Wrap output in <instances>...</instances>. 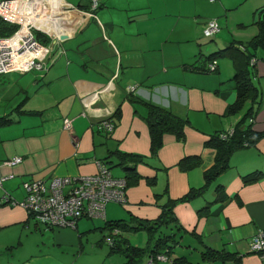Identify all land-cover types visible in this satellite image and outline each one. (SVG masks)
I'll list each match as a JSON object with an SVG mask.
<instances>
[{
    "label": "crops",
    "instance_id": "0c3cea01",
    "mask_svg": "<svg viewBox=\"0 0 264 264\" xmlns=\"http://www.w3.org/2000/svg\"><path fill=\"white\" fill-rule=\"evenodd\" d=\"M63 1L66 9L50 13L54 27L56 14L61 17L44 44V67L0 73V117L10 119L0 124V160L21 156L15 164L0 166V178L8 176L0 181V198L21 200L26 194L22 183L33 178L49 184L53 175L94 173L99 159L114 176L126 178L119 218L130 213L132 224L154 219L163 205L171 204L176 220L166 226L172 236L169 257L176 234L191 229L202 244L201 253L214 248L238 254L232 260L207 259L208 264H264L248 245L251 235L264 229V135L233 152L229 167L203 193L181 199L205 183L203 171L216 154L205 144L211 134L233 128L249 107L254 111L252 129L264 130V56L255 51L250 60L257 100H247L233 114L228 112L236 97L233 60H217L215 70H204L212 51L249 38L234 25L244 24L251 13L256 21L264 0H99L96 8L91 0ZM202 3H209L210 13L196 9ZM201 14L219 24L210 36L214 43L203 44L197 21ZM138 98L180 116L183 135L163 134L152 152L147 107ZM64 117L71 120V132L63 127ZM104 118L114 122L112 131L98 129ZM122 152L142 156L143 161L131 162L134 174L119 164ZM247 173L252 179L245 181ZM82 218L75 228L47 227L22 206L4 201L0 255L23 248L19 257L4 263L49 264L51 259L63 264L51 250L70 244L81 254L91 225ZM104 225L105 220L94 224L101 231Z\"/></svg>",
    "mask_w": 264,
    "mask_h": 264
},
{
    "label": "built area",
    "instance_id": "2783aa9c",
    "mask_svg": "<svg viewBox=\"0 0 264 264\" xmlns=\"http://www.w3.org/2000/svg\"><path fill=\"white\" fill-rule=\"evenodd\" d=\"M99 0H91V7L96 8ZM63 0H0V17L5 21L17 24L16 29L9 35H0V73L9 71H26L31 68H43L46 46L40 42L35 30L51 34L59 25L60 12L67 7ZM58 6V7H57ZM52 8H58V24L49 25V15ZM219 30L216 19L205 21L203 33L211 36ZM217 61L211 59L207 72L215 70ZM252 120V118H250ZM63 127L71 132V120L64 117ZM114 122L104 118L98 122V129L110 132ZM233 129H227L230 135ZM225 134L221 132L220 134ZM223 136V135H222ZM73 140L75 137L73 136ZM21 160L16 155L0 160L1 165L15 164ZM97 171L91 174L78 176L53 175L49 184L40 178H33L23 182L26 194L21 200L11 199L8 195L0 198L4 201L18 204L33 216L43 222L47 227L75 228L77 220L81 217L105 218V207L109 201L124 202L126 200V178L114 176L110 168L99 159L96 160ZM9 176H12L10 174ZM8 176H1L0 181ZM121 228L113 226L107 236L110 246L119 240ZM249 250L264 256V229H257L250 237ZM148 259H169L166 253L149 254Z\"/></svg>",
    "mask_w": 264,
    "mask_h": 264
},
{
    "label": "trees",
    "instance_id": "16d2710c",
    "mask_svg": "<svg viewBox=\"0 0 264 264\" xmlns=\"http://www.w3.org/2000/svg\"><path fill=\"white\" fill-rule=\"evenodd\" d=\"M258 27L257 34L248 41L232 40L224 47H220L212 51L208 55V59H214L217 57L227 56L232 58L235 64V73L233 75V81L235 83L236 97L228 108L229 113L239 112L245 105L247 100L255 101L259 96V89L252 81L253 65L250 60L255 57V46L264 48V6L259 8V16L255 21ZM17 27V24L5 21L0 17V35H9ZM37 39L46 44L48 42V34H45L39 30H35ZM44 35V36H43ZM253 47V48H251ZM256 58V57H255ZM44 67V66H43ZM206 70V67L204 68ZM147 107L146 120L150 133L151 151L155 152L162 143L163 134L170 132L178 137L183 135V119L173 113L171 110L160 106L142 98H138ZM252 107H249L240 120L232 128L233 132L230 135L215 133L211 134L206 140L207 146L214 147L216 149L215 159L213 164L203 171L205 183L200 187L191 188L181 199H189L200 195L205 190L206 186L211 183L215 178L229 167L230 155L241 147L255 144V142L264 135V130H254L251 127L254 111ZM249 118H252L250 120ZM9 118L5 116L0 117V124L9 122ZM223 135V136H222ZM119 164H122L129 172L135 173L134 163L137 160L143 161L142 156L136 153L122 152L119 154ZM194 159L192 158V161ZM130 161V164L127 163ZM186 166V163H182ZM252 174L247 173L243 175L245 181L252 179ZM127 177H129L127 175ZM1 204V203H0ZM30 213V212H29ZM154 220V222H151ZM176 220V216L173 213L170 203L162 206V211L158 217L154 219H138L133 222H128L124 218L106 219L104 227L112 228L113 226L121 227L124 230H139L141 227H145L152 235V231L158 230L163 224L166 226ZM154 224V225H153ZM171 234H159L157 235L151 248L140 247L139 245L131 244L126 237L119 236V240L111 245L110 248L115 251H120L124 254L126 260L121 264H142L143 255L156 254V253H169L171 250V243L169 242ZM238 254L233 252L217 250L214 248H207L202 251V257L211 260H230L235 259ZM174 262H180L182 264H188L189 261L185 257L176 256ZM173 262V263H174Z\"/></svg>",
    "mask_w": 264,
    "mask_h": 264
},
{
    "label": "rangeland",
    "instance_id": "374dc122",
    "mask_svg": "<svg viewBox=\"0 0 264 264\" xmlns=\"http://www.w3.org/2000/svg\"><path fill=\"white\" fill-rule=\"evenodd\" d=\"M209 3H202L200 6H198L196 9L197 10H202L204 13H210L211 8L208 5ZM233 11V10H231ZM205 15L201 14L200 17H198V24H199V29H200V36L202 37L201 39L203 40V44L206 45L208 43H211L213 39H211L210 36H206L203 33V27L205 24V21L208 20L209 18H212V16H208L206 20L204 19ZM255 14H248L245 19H244V24H235L234 28L235 30H239L244 36H248L249 38L243 39V41H248L250 40L257 32H258V27L257 24L255 23ZM255 28V34L253 29ZM227 29V28H226ZM227 31L230 33L232 36V32L227 29ZM44 36V35H43ZM215 39V37H214ZM232 39H238V38H233L231 37L230 40ZM242 40V39H240ZM202 46V45H201ZM253 48V47H251ZM256 53L259 56H264V48L258 47L256 50ZM216 61L218 60L220 62L221 59H227L232 61V58L227 57V56H222V57H217L214 58ZM252 69H255L254 65H251ZM255 84V83H254ZM256 85V84H255ZM261 92V90H260ZM247 109V108H246ZM244 110V112L246 111ZM243 110V109H242ZM231 162V158H230ZM115 168V167H114ZM23 186V183H22ZM24 188V186H23ZM122 205L120 202H111L106 204V216L108 219H114L113 217H118L120 215V210L122 209ZM106 218V219H107ZM115 218V219H117ZM131 218L130 213H127L124 219L129 220ZM81 220H84L86 222L91 223L90 228L85 231L84 235V246H83V251L80 254L79 248L76 247H71L72 245H67L64 247H61L62 251L58 250H51V255L56 257V259L63 263V264H121L123 263L126 258L123 253L120 251H115L110 248V244L107 242V236L110 234V228L106 227L102 231L100 229V226H94L95 225H100L104 223V218H85L83 217ZM134 220V219H133ZM151 222H154V220H151ZM154 225V224H153ZM102 226V225H101ZM167 226V225H166ZM164 224L155 231H152V236H150V232L148 229L145 227H141L137 231H129V230H121L122 235L126 236L129 241L132 244H136L139 246H145L146 249H149L152 247L157 235L159 234H166L170 233L169 227H166ZM171 226V225H170ZM55 228H60V227H55ZM121 228V227H120ZM173 227V232H174ZM183 233H177L175 236L176 241L174 242V247H173V252L170 254L169 259H159L157 260H152L150 261L148 259V254L143 255V261L142 264H182L180 262H174V256L177 255H185L187 256V260L189 261L188 264H208V260L206 258L202 257L201 249H202V244L198 240V236L194 235L191 232V229L189 230H182ZM37 239V238H36ZM33 241V244L35 242V238L31 239ZM149 240V241H148ZM190 243V246H186V243ZM152 244V245H151ZM183 244V245H182ZM151 245V246H150ZM34 249H35V245ZM77 246V245H75ZM23 248L21 247H14L13 251H8L6 253H3L0 255V263L5 264L4 261L7 259H12L13 256L19 257L21 254ZM75 254H79L78 256ZM259 256V255H258ZM260 257V256H259ZM261 258V257H260ZM49 259V258H48ZM264 259V256H263ZM232 260V259H230ZM222 261V260H220ZM174 262V263H173ZM50 263H56L55 261L49 259V264ZM210 264V262H209Z\"/></svg>",
    "mask_w": 264,
    "mask_h": 264
},
{
    "label": "bare ground",
    "instance_id": "6f19581e",
    "mask_svg": "<svg viewBox=\"0 0 264 264\" xmlns=\"http://www.w3.org/2000/svg\"><path fill=\"white\" fill-rule=\"evenodd\" d=\"M49 20H50L49 25H52L53 26L52 20L50 19V15H49Z\"/></svg>",
    "mask_w": 264,
    "mask_h": 264
},
{
    "label": "water",
    "instance_id": "95a60500",
    "mask_svg": "<svg viewBox=\"0 0 264 264\" xmlns=\"http://www.w3.org/2000/svg\"><path fill=\"white\" fill-rule=\"evenodd\" d=\"M61 37H63V35ZM255 48H256V46H255Z\"/></svg>",
    "mask_w": 264,
    "mask_h": 264
}]
</instances>
